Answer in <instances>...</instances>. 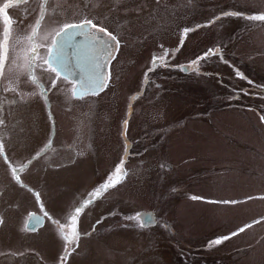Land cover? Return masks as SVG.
<instances>
[{
  "label": "rangeland",
  "instance_id": "1",
  "mask_svg": "<svg viewBox=\"0 0 264 264\" xmlns=\"http://www.w3.org/2000/svg\"><path fill=\"white\" fill-rule=\"evenodd\" d=\"M226 12L264 13V0H89L88 18L119 41L108 86L73 99L68 83L58 80L53 88L54 74L40 69L49 95L20 94L18 113L9 111L8 144L31 143L14 164H27L41 149L58 154L26 166V188H19L26 210L40 214L33 194L39 193L50 216L66 223L125 159L123 182L82 212V235L68 264H264V221L209 246L264 216V199L246 200L264 196V22ZM186 27L196 30L181 46ZM209 48L222 55L200 62L204 74L177 67L148 72L153 54L164 49L171 65H187ZM66 145L74 150L71 162ZM2 161L6 199L4 187L14 181ZM225 200L242 202H210ZM138 212L151 213L154 223L139 227L124 219ZM45 220L36 255L43 264H57L64 241Z\"/></svg>",
  "mask_w": 264,
  "mask_h": 264
},
{
  "label": "snow or ice",
  "instance_id": "2",
  "mask_svg": "<svg viewBox=\"0 0 264 264\" xmlns=\"http://www.w3.org/2000/svg\"><path fill=\"white\" fill-rule=\"evenodd\" d=\"M27 0H8L0 6V79H7L8 86L4 87V92H15L17 88L13 86V80H19L21 74H26L29 81L36 85V87L42 89L41 95H46L44 86L40 83L35 75V69L40 68L49 76L54 74V78L51 79V87H56L58 80H63L71 87L66 91H70L71 98L81 99L87 95H97L103 91L109 84L110 71L109 64L114 59L113 53L119 48V41L117 37L109 32L106 28L98 26L90 18H85L78 23H63L59 21L56 23L58 28L51 33L46 34L43 37L44 43H37V30L40 26L41 20L44 16V7L41 5L40 17L36 19L35 25L32 26L31 32L28 33L25 39L28 42V47L17 51L15 45H12L13 55L9 56V40L11 38V28L13 20L7 14L6 9L12 6V4L26 3ZM225 16H244V18L251 21L264 22V13H254L246 15L238 12H226ZM216 19H219L217 17ZM214 21H209V24ZM197 27H200L199 25ZM194 28H184L180 36V45L182 46L185 38L189 32L195 31ZM83 36V40H78L77 37ZM107 37V39H104ZM19 43V41H17ZM162 47V46H161ZM43 49V51H41ZM180 50L179 47L171 50V55ZM222 55L219 48H209L201 56L192 60L187 65H171L168 60L169 50L164 49L163 54H153L151 60V66L148 68V72L154 71L157 67H177L181 71L193 70L197 74L200 73L198 66L201 61L211 58L212 56ZM10 60L8 73L12 75H6L5 65ZM15 69V71H14ZM147 76V73H145ZM236 76L244 78L242 73L236 72ZM23 98V97H22ZM2 103V101H0ZM261 121L264 122V116H261ZM4 124L2 113H0V125ZM128 121H124V127L126 128ZM6 136L0 135V157H3L7 162V156L4 151V140ZM47 147V146H46ZM46 149H41L36 156L32 157L33 160L37 159ZM127 151V147H126ZM31 163V160L29 161ZM125 159L122 157L120 161L115 165L114 169L108 174L105 180L97 187L92 189L85 200H83L73 211L67 214V222L60 223L58 220H53L50 214L45 210L42 201L40 200L39 193H33L36 197L37 204L40 208V214L29 213L25 221L26 231H35L37 225H43L44 218L47 217L51 220L59 230L61 239L64 241V251L60 256V264H66L72 249V245L77 243L80 238L78 231V223L81 213L91 204L95 203L103 193L109 189L115 188L118 184L122 183L127 177V170L124 168ZM25 166H21L19 169L11 167L10 171L12 178L20 183L19 175L24 170ZM162 167H166L163 165ZM264 199V196L260 197H246V200L252 199ZM191 199H202L201 197L193 196ZM211 203L221 204H238L242 201L225 200V201H210ZM125 220L137 221L139 227H148L154 222L153 217L147 213H136L132 216L124 217ZM264 221V216L257 220H253L251 223L244 224L229 235L217 237L209 241V246L220 245L222 242L237 236L239 233H243L246 229L251 228L254 224H258ZM0 223L3 220L0 219ZM99 223V221H97Z\"/></svg>",
  "mask_w": 264,
  "mask_h": 264
},
{
  "label": "flooded vegetation",
  "instance_id": "3",
  "mask_svg": "<svg viewBox=\"0 0 264 264\" xmlns=\"http://www.w3.org/2000/svg\"><path fill=\"white\" fill-rule=\"evenodd\" d=\"M7 2L8 0H0V6H2L4 3ZM42 4L44 7V16L37 30V43H44L45 41L43 40V37L46 34L51 33L53 30L58 28L59 25L56 23V21H59L61 24L66 22L78 23L83 19L89 17L88 16L89 0H27L26 3L12 4L11 7L6 9L7 14L11 17V19L14 22L11 28V38L9 40L10 58L13 55L12 45H15V48L18 52L29 46L25 37L28 33L31 32V28L32 26L35 25L36 19L40 17ZM0 30H2V25H0ZM77 39L83 40L84 37L80 36L77 37ZM104 39H107V37H104ZM17 41H19V43H17ZM41 51H43V49H41ZM9 64H10V60L6 62L5 72L6 75L11 76L12 74L8 73L7 71ZM34 71L37 79L40 81V83L44 86V89L46 90L45 96H48L49 93L51 92L50 90H48L50 87H45V84L41 82L40 68H36ZM25 75L26 74H21L19 76L18 81L13 80V86L17 88V91L15 92L12 91L4 92L3 89L4 87L8 86V80L0 79V101H2V103H0V113H2L4 119V124L0 125V135L6 136V131H3V129L9 126V123L6 121L8 120L9 111H16L18 113L17 110L19 105L24 103L22 97H24V95L27 96L34 95L35 92L39 95L41 94L42 89L32 84L29 81L27 75L26 76ZM20 94H24V95L20 97ZM16 124H17V120L12 121L10 125L15 126ZM23 141H21V144L18 146L16 142H12L8 144L5 138L4 151H5V155L7 156V162L3 157H0V159L4 161V162L2 161L3 164L7 167L10 182L13 183L14 181L15 184L14 183L13 184L17 186L14 187L13 184L5 185L4 191L5 193H7L6 199H4L2 195L3 190L0 189V219L3 220V223H0V264L3 263L4 261L8 264H14V263L43 264V262H41L42 260L39 257H37L36 251L42 245L38 233L44 227L46 220L44 218L43 225L42 226L37 225L35 231H26L25 221L27 219V216L29 213H35V211L29 209L26 210L22 200L20 199V195L23 192V189L26 188L24 182L22 181V178H23L24 170L26 166L29 164V162L25 165H20V164H14L12 161L13 159L19 158L20 155L23 153L24 149L31 144L30 142L22 143ZM13 148L15 149L12 150ZM57 149H59V147L56 146L54 150ZM64 150H67L70 153V158H68V160H70L71 162L74 158L73 148L71 146L66 145ZM42 155H46L47 158L52 159L53 157H56L58 154L47 153L45 150L40 156ZM30 160L32 161L33 159L29 158V161ZM10 165L11 167H15L17 169H19L21 166H25L24 170L19 175L20 183H17L12 178ZM19 188L22 189V192H19ZM28 190L30 191V189ZM81 202L82 201H80L79 204ZM75 208H73L71 211H73ZM103 218L104 215L102 214L101 218L97 219L95 222L92 223V226L94 227L95 225H98ZM97 221H99V223H97ZM61 223L64 222L62 221ZM93 227L87 232L85 236H88L90 233L93 232L94 230ZM81 235L82 234L80 233V236ZM62 253L63 252H61V254ZM61 254L59 255L57 264H60ZM28 255L33 256V258L30 257L27 258ZM71 258H72V254L69 255L66 264L69 263Z\"/></svg>",
  "mask_w": 264,
  "mask_h": 264
},
{
  "label": "water",
  "instance_id": "4",
  "mask_svg": "<svg viewBox=\"0 0 264 264\" xmlns=\"http://www.w3.org/2000/svg\"><path fill=\"white\" fill-rule=\"evenodd\" d=\"M147 214H149L151 217H153V215L151 213H147ZM153 220H154V218H153Z\"/></svg>",
  "mask_w": 264,
  "mask_h": 264
}]
</instances>
